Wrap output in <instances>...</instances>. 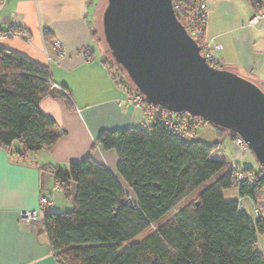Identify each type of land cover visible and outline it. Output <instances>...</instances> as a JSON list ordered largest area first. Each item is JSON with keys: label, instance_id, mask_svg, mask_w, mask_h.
<instances>
[{"label": "trees", "instance_id": "obj_1", "mask_svg": "<svg viewBox=\"0 0 264 264\" xmlns=\"http://www.w3.org/2000/svg\"><path fill=\"white\" fill-rule=\"evenodd\" d=\"M248 2L254 12L264 7V0ZM3 32L8 35L9 30ZM50 36L44 29V41ZM103 61L111 80L130 101L139 95L149 121L105 130L95 138L94 145L101 150L115 152L116 175L90 155L67 169L54 168L55 185L73 202L71 210L51 209L42 217L56 262L264 264L257 248V237H264V218L239 211L244 199L256 207L264 205V175L231 165L222 154L214 161L220 141L206 144L193 139L200 124H209L231 140L237 136L199 117L146 103L109 54ZM256 86L264 91L262 85ZM48 95L62 96L68 107L73 106L67 89L52 82L47 66L0 46V149L23 163L29 154L49 150L65 133L38 108ZM168 113L173 114L169 126L163 120ZM239 171L245 180H238ZM231 188L238 199L227 201L223 195Z\"/></svg>", "mask_w": 264, "mask_h": 264}, {"label": "crops", "instance_id": "obj_2", "mask_svg": "<svg viewBox=\"0 0 264 264\" xmlns=\"http://www.w3.org/2000/svg\"><path fill=\"white\" fill-rule=\"evenodd\" d=\"M106 1L6 0L0 10V30H9L1 38L5 48L47 66L52 82L67 89L73 104L68 107L59 95L39 102L42 113L65 131L49 150L31 153L23 163L0 149V264H59L49 250L43 219L29 221L21 213L38 210L41 196L51 200L54 212L64 211L63 198L73 206L72 198L55 185L54 168L67 169L90 155L116 175L117 156L94 145L95 138L105 130L149 121L111 80L103 61L107 55L94 39L95 22L100 26ZM207 13L206 39L222 46L214 51L216 62L264 88V26L246 22L254 14L248 0L208 1ZM44 29L51 33L48 41ZM13 30L26 36L9 37ZM14 37L21 41L6 40Z\"/></svg>", "mask_w": 264, "mask_h": 264}, {"label": "water", "instance_id": "obj_3", "mask_svg": "<svg viewBox=\"0 0 264 264\" xmlns=\"http://www.w3.org/2000/svg\"><path fill=\"white\" fill-rule=\"evenodd\" d=\"M104 6L106 50L144 101L235 134L264 168V91L211 65L171 0H107Z\"/></svg>", "mask_w": 264, "mask_h": 264}, {"label": "built area", "instance_id": "obj_4", "mask_svg": "<svg viewBox=\"0 0 264 264\" xmlns=\"http://www.w3.org/2000/svg\"><path fill=\"white\" fill-rule=\"evenodd\" d=\"M6 0H0V10L3 8ZM172 7L174 14H176V17L179 19L182 25H184L186 32L188 36L190 35L194 41L198 44V46H201V49H203V55L207 58L209 63L212 65L216 62V58L214 57V51H219L222 49V46L219 44H213L212 42H208L206 39L205 31L207 28V19H208V1L207 0H188L185 4L182 2V0H171ZM249 26L252 27H262L264 26V7L258 8L257 12H254L248 20L246 21ZM4 36H7L5 32L0 30V40ZM20 37L26 36L24 32L20 31H11V34L9 37ZM57 89L62 91L64 90L60 86H56ZM140 97L139 95H136L134 99L131 100V103L135 106H139ZM173 114H167L164 117V124L169 126V123L171 121V117ZM174 125V124H173ZM172 128H175L176 125ZM234 143L239 148L238 152L235 154L238 158L239 153L246 149V144H244L243 140L237 136L236 140H234ZM212 159L214 161H219L221 158V153L217 151L214 155H212ZM238 180L243 179L245 180L246 177L239 171L237 174ZM251 177V176H250ZM250 177H247L250 179ZM262 200L264 202V191L262 193ZM52 202L48 197L41 196L39 200V209L36 211H30V212H22L21 217L25 218L26 220H36L41 219L46 211L51 210L52 208ZM242 202L239 205V211H245L243 210ZM252 210H254V214L257 218L263 217L262 210L259 207H256L252 205ZM264 255V252L262 253Z\"/></svg>", "mask_w": 264, "mask_h": 264}, {"label": "rangeland", "instance_id": "obj_5", "mask_svg": "<svg viewBox=\"0 0 264 264\" xmlns=\"http://www.w3.org/2000/svg\"><path fill=\"white\" fill-rule=\"evenodd\" d=\"M208 1H212V0H208ZM95 32H94V39L96 41H98L101 44L102 49L105 51L106 55L108 56V52L106 50V46L103 43V39H102V33H101V27L99 26V22L96 21L95 22ZM10 42L14 41H21L19 38H12V39H6ZM4 40L1 39L0 41V46H4L5 43H3ZM5 47V46H4ZM100 54V53H99ZM114 71V70H113ZM235 74V73H234ZM237 74V73H236ZM239 75V74H237ZM241 76V75H239ZM243 77V76H241ZM246 78V77H244ZM193 139L206 143V144H214L215 142H219L221 143L222 147L220 153L226 158L228 159L229 163L232 165H236V166H240L241 168H252L256 173H262L264 175V171L262 170V167L260 165H258L254 155H252L250 149L246 148L244 150H242L239 153L238 158L236 157V153L238 152L239 148L237 147V145L234 143V140H231L229 137H222L220 134H217L216 132L213 131L212 127L209 124H200L197 126L195 134H193ZM115 153V152H114ZM116 155V154H115ZM208 182H206V184L204 185V188L207 186ZM224 199L225 200H229V199H238V194L236 189L231 188L227 191L224 192ZM61 197V196H60ZM63 200H65L66 202V207H63L61 209L65 210H71L72 207V201L70 202V206H68V200L66 198H63ZM242 204H244V209L246 210L247 214L249 217L254 219V210H252L248 205H247V201L244 200L242 201ZM263 205L260 204L259 207L262 210V215L264 218V206L262 208ZM55 210H59V208L56 207ZM256 217V216H255ZM257 248L260 252L264 251V237L262 236H258L257 237Z\"/></svg>", "mask_w": 264, "mask_h": 264}]
</instances>
